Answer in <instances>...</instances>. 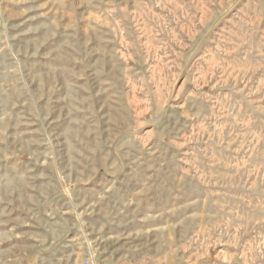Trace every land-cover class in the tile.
<instances>
[{
    "label": "rangeland",
    "instance_id": "374dc122",
    "mask_svg": "<svg viewBox=\"0 0 264 264\" xmlns=\"http://www.w3.org/2000/svg\"><path fill=\"white\" fill-rule=\"evenodd\" d=\"M94 179L127 187L62 264H264V0H0V245Z\"/></svg>",
    "mask_w": 264,
    "mask_h": 264
},
{
    "label": "crops",
    "instance_id": "0c3cea01",
    "mask_svg": "<svg viewBox=\"0 0 264 264\" xmlns=\"http://www.w3.org/2000/svg\"><path fill=\"white\" fill-rule=\"evenodd\" d=\"M109 168L110 169L108 170H105V168H101L100 173H115L116 170L113 167ZM94 181L95 179L79 184L73 183L70 184L68 188H66V190L69 191L68 200L70 203V209L62 215V218H55V224L53 223V226L56 225L57 227L53 234L47 231L48 239L46 245H44L45 238L42 240L39 239L41 235L39 232L40 229L31 227L30 235L27 237L31 241L30 244L23 245L22 243H16L12 247L10 246L9 249L8 246L0 245V264H20L17 263L20 262V259L22 260V257L19 255L18 261V258L16 256H13L12 259L10 258V262H6V255H8V253L11 251L10 249L12 248L14 249L15 254H37V263L44 261L46 263L49 262L50 264V261H53V264H62L63 257H66L67 260L71 261L70 259L72 257V254L76 252L77 246H82V248L84 246L85 249H87V245L89 244L88 250L86 252L91 250L90 243L88 242V238L91 233H95V235L93 236L95 238V241L99 240V242H102L103 235L99 230L102 229V223H104L105 221L109 222L108 218L110 216V213L112 212V209L114 208L111 207L110 201L115 200L116 196L119 195V192H116V194H114L108 190H114L116 188L121 191L123 189L122 185L125 187H127V185L126 183L122 182L117 184L112 183L111 185V183H105L103 179L99 180L98 182ZM80 184L83 185L82 188H79L82 190V192L79 193V195H76L75 193V195L79 197L77 200L80 199L85 203L82 208L77 207L74 199H72L74 194L72 193V191L78 189L77 187ZM104 184L108 186L105 190L103 188ZM2 221H4L3 217ZM4 227V225L0 224V236L4 230ZM110 229V226L106 225V230L110 232ZM20 236L22 237V235ZM111 238V235H106V238L104 240L110 241ZM18 242H20V240Z\"/></svg>",
    "mask_w": 264,
    "mask_h": 264
},
{
    "label": "built area",
    "instance_id": "2783aa9c",
    "mask_svg": "<svg viewBox=\"0 0 264 264\" xmlns=\"http://www.w3.org/2000/svg\"><path fill=\"white\" fill-rule=\"evenodd\" d=\"M87 264V263H86Z\"/></svg>",
    "mask_w": 264,
    "mask_h": 264
}]
</instances>
